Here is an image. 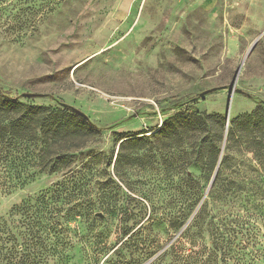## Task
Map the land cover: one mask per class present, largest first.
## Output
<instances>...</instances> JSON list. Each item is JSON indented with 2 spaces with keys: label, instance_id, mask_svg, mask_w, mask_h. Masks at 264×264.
I'll return each instance as SVG.
<instances>
[{
  "label": "rangeland",
  "instance_id": "rangeland-1",
  "mask_svg": "<svg viewBox=\"0 0 264 264\" xmlns=\"http://www.w3.org/2000/svg\"><path fill=\"white\" fill-rule=\"evenodd\" d=\"M0 87L23 103L71 106L96 132L64 169L33 170L25 186L0 195V218L8 219L16 238L8 246L24 244V256L33 252L21 227L28 221L12 209L34 205L49 189L63 231L42 234L37 264H104L108 255L115 259L121 237L114 221L106 215L102 224L89 219L85 206L97 205L109 189L130 207L147 200L142 201L147 214L152 208L156 220L169 215L192 220L213 172L199 154L195 126L185 132L172 119L191 112L188 108L223 118L228 110L230 124L264 104V0H0ZM142 136L146 141L127 146L126 157L115 163L119 142ZM226 155L215 208L244 214L238 207L243 203L264 247V194L254 195L255 184L248 183L256 178L257 163L237 136ZM231 181L236 186L228 192ZM68 211L75 215L66 220ZM174 235L152 231L137 242L159 251ZM100 248L108 252L97 258ZM122 257L138 258L130 252Z\"/></svg>",
  "mask_w": 264,
  "mask_h": 264
},
{
  "label": "trees",
  "instance_id": "trees-1",
  "mask_svg": "<svg viewBox=\"0 0 264 264\" xmlns=\"http://www.w3.org/2000/svg\"><path fill=\"white\" fill-rule=\"evenodd\" d=\"M44 11H48V8ZM188 109L191 112L186 110V113L176 115L171 122L176 127L183 128L185 132L195 126L202 148L199 154L206 160L205 166L213 175L218 166L212 186L207 189L208 192L206 191L201 201L199 198L201 204L192 220L185 223L182 222L184 218L172 215L165 220H156L151 216L154 215L152 208L147 214L146 206L142 202L144 200L149 204L147 200H137V205L130 207V202L126 199L117 198L109 189L105 190L97 205L91 201L84 209L89 219L93 218L101 224L105 220V215L109 222L114 221L115 231L121 237L120 245L112 252L115 259H110L111 255H108L104 259V264H135L139 258L151 260L158 254L150 264L264 262V247L259 244L260 231L252 227L250 219L253 216L245 214L249 212L247 207L241 202L238 204L244 214L234 213L233 209L222 211L215 208V193L220 187L222 169L226 168L229 159L226 153L231 149L235 136L247 144L258 166L253 171L256 178L248 180V183L252 188L255 184L254 195L258 197L264 194V104H259L248 114L232 119L230 124L228 120L227 126L226 119L218 114ZM166 126L167 124L162 126L157 133L165 130ZM92 127L89 122L66 108L23 103L9 97L0 87V195L9 194L10 191L25 186L34 177L33 170L53 174L67 167L74 153L84 148L86 142L96 133ZM146 139V136H142L121 140L115 163L126 157L123 152L127 146L134 149ZM111 160L112 156L108 165L111 164ZM110 183L114 181L111 179ZM231 186L236 185L231 181L225 186L228 192L231 191ZM50 193L52 194V190H44L35 198L34 205L25 202V206L12 209L14 215L24 217L28 221V223L23 221L21 227L26 226L28 240L25 244L33 251L32 253L26 256L22 254L24 244L8 246L11 241H16V238L8 227V219L0 218V264H24L27 260L37 264L39 255L43 253H35L36 242L40 241L44 247L42 234L45 232L59 234L63 231V226L58 221L63 218H60V211L51 204ZM74 215L68 211L67 216L63 217L68 220ZM20 224L18 221L15 228L18 237L22 234L18 232ZM165 225L167 228H163ZM166 230L175 235L171 238L169 236L167 244L159 248V251L157 246L137 242L152 231L166 233ZM63 249L67 247L62 246ZM53 252L55 253L54 249ZM107 252V248H100L95 257L99 258L98 255L105 257ZM125 252H130V255L136 254L138 258H123Z\"/></svg>",
  "mask_w": 264,
  "mask_h": 264
},
{
  "label": "water",
  "instance_id": "water-1",
  "mask_svg": "<svg viewBox=\"0 0 264 264\" xmlns=\"http://www.w3.org/2000/svg\"><path fill=\"white\" fill-rule=\"evenodd\" d=\"M234 90H235V89H234V83H233V84H231V86H230V91H229V96H228V102H229L231 96L233 95ZM210 91H211V90L206 91V92H204L203 94L205 95V94L209 93ZM22 97H25V98H36V97H42V95L34 94V93H23V94H22ZM63 106H64L66 109H68L70 112H72L73 114H75V115L79 116L80 118L84 119L86 122H89V121H90L89 118H88L84 113H82L81 111H79V110H77V109H75V108H73V107H71V106H67V105H63ZM225 119H226V126H227V124H228V120H229L228 110L226 111ZM225 141H226V137L224 138V141H223L222 150H223V147H224ZM120 143H121V142H120ZM120 143H119V144H120ZM217 169H218V166H217V168H216V171L214 172V175H213V177H212V180H211V182H210V185H209V187H208V190H209L210 187L212 186V183H213V181H214V179H215V176H216ZM208 190H207V192H208ZM207 192H206V193H207ZM205 195H206V194H205ZM189 222H190V220H189ZM189 222H188V223H189ZM188 223L186 224V226L188 225ZM178 235H179V234H178ZM156 257H157V256H156ZM156 257H155V258H156ZM155 258H153L152 260H154ZM152 260H150V261L147 262L146 264H149Z\"/></svg>",
  "mask_w": 264,
  "mask_h": 264
}]
</instances>
